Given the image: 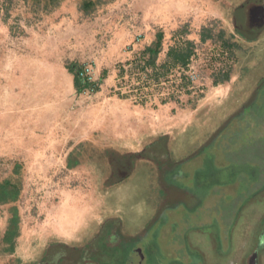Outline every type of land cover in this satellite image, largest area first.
I'll return each mask as SVG.
<instances>
[{
	"label": "rangeland",
	"instance_id": "374dc122",
	"mask_svg": "<svg viewBox=\"0 0 264 264\" xmlns=\"http://www.w3.org/2000/svg\"><path fill=\"white\" fill-rule=\"evenodd\" d=\"M227 1L0 0V232L17 235L20 261L38 257L46 241H93L105 219L119 246L96 243L88 255L96 264H226L243 238L248 250H264V112L256 106L214 142L217 155L211 149L178 175L183 191L162 197L142 171L115 191L101 187V147L167 137L185 152L241 101L264 46L255 52L233 31ZM158 34V65L187 41L189 64L136 92L141 81L127 63ZM70 64L88 70L81 93ZM181 74L190 84L178 90Z\"/></svg>",
	"mask_w": 264,
	"mask_h": 264
},
{
	"label": "flooded vegetation",
	"instance_id": "af4514ba",
	"mask_svg": "<svg viewBox=\"0 0 264 264\" xmlns=\"http://www.w3.org/2000/svg\"><path fill=\"white\" fill-rule=\"evenodd\" d=\"M227 3L226 9L233 31L242 41L255 47L256 52L264 46V0H228ZM256 66L249 78V85L243 91L241 101L232 104L220 120L221 123L206 132L203 139L197 144L193 143L187 151H179L180 153L173 151L167 137H159L126 150L101 147L97 154L102 161L104 175L102 189L108 192L115 191L142 171L147 177L157 179L155 189L161 191L162 197L163 195L166 197L170 191H183L175 186L174 180L178 175L193 171V166L192 170L191 166L186 168L192 160L198 159L205 163L206 153L211 152V149L217 155L215 147L212 148L214 142L225 135L231 126L243 125L246 115L251 113L255 106L258 112H264V60L262 59ZM173 152L175 157L171 158L170 154ZM110 223V219L101 220L98 223L99 236H93V241L91 238L87 243L85 241L80 245H70L62 240L46 241L39 256L28 261H20L15 255L14 234L8 227L0 232V264H96V261H92L88 256L94 252L96 243L99 244L98 248L101 243L106 249L119 246L118 236ZM249 246L247 238L240 240L233 259L225 263L264 264V250L260 249L259 245L248 250Z\"/></svg>",
	"mask_w": 264,
	"mask_h": 264
},
{
	"label": "trees",
	"instance_id": "16d2710c",
	"mask_svg": "<svg viewBox=\"0 0 264 264\" xmlns=\"http://www.w3.org/2000/svg\"><path fill=\"white\" fill-rule=\"evenodd\" d=\"M156 37L157 40L153 46L146 47L139 57L127 63V65L130 66L128 70V72H130V78L134 77L138 83L141 81L138 87L133 88L136 92H141L150 86L158 87L161 83V78H164L167 73L174 68L185 70L192 56V43L187 41L181 46L169 48L166 53L167 60L158 65L157 57L161 49L162 35L158 34ZM209 39L210 37L207 35H201L202 42ZM81 70L82 68L78 67L76 64H70L67 67V71L73 76V87L76 93H81L90 86L87 79H82L80 77ZM124 75L125 70L122 67L120 68L119 77L123 78ZM222 79L227 81V75ZM178 81L179 83L176 86L178 90L186 89L190 84L188 78L183 74L180 75ZM137 94L139 102L143 104L145 102L144 93H142V95H139L140 93ZM120 97L129 98L130 93L127 95H120ZM164 102L163 100L162 104Z\"/></svg>",
	"mask_w": 264,
	"mask_h": 264
},
{
	"label": "built area",
	"instance_id": "2783aa9c",
	"mask_svg": "<svg viewBox=\"0 0 264 264\" xmlns=\"http://www.w3.org/2000/svg\"><path fill=\"white\" fill-rule=\"evenodd\" d=\"M80 77H81L82 79H87V80H89V79H88V70H87V69H84L83 71H81V73H80Z\"/></svg>",
	"mask_w": 264,
	"mask_h": 264
},
{
	"label": "crops",
	"instance_id": "0c3cea01",
	"mask_svg": "<svg viewBox=\"0 0 264 264\" xmlns=\"http://www.w3.org/2000/svg\"><path fill=\"white\" fill-rule=\"evenodd\" d=\"M71 79H72V85H73V76H71ZM16 240H17V235H14L13 243H14V253H15V255H17Z\"/></svg>",
	"mask_w": 264,
	"mask_h": 264
}]
</instances>
